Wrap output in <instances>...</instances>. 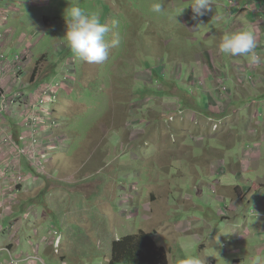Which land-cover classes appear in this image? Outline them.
<instances>
[{
	"label": "rangeland",
	"instance_id": "rangeland-1",
	"mask_svg": "<svg viewBox=\"0 0 264 264\" xmlns=\"http://www.w3.org/2000/svg\"><path fill=\"white\" fill-rule=\"evenodd\" d=\"M13 1L15 11L4 29L13 31L7 50L15 53L20 43L23 49L32 45L33 61L26 62L22 73L27 89L42 82L63 83L64 92L53 106L68 138L50 156L45 175L33 178L27 174L26 181L18 185L19 205L4 228L19 219L13 222L17 231H13V239H20L19 248L31 253L42 242L52 248V240L60 236L61 255L54 259L41 256L40 251L42 262L36 264H109L114 241L144 233L165 250L168 264H181L196 256L202 264H250L254 256L251 244L264 240V202L255 209L264 194V141L262 150L260 146L262 163L252 162L250 169L236 168L239 160L225 161L224 152L216 153L230 142L233 150L242 149L240 138L245 133L240 130L251 124V108L246 107L250 98H244L256 90L247 68L232 66L233 80L227 87L232 96L216 93L219 80L212 65L218 73H229L222 69L231 64L230 56L217 51L219 39L232 33L228 17L235 8L230 0H211L212 12L197 19L189 7L191 0H162V14L151 11V5L159 0ZM76 5L98 13L101 22L110 27L112 21H118L106 40L115 32L121 43L109 49L103 63L79 60L63 40L64 10ZM65 56L68 59L63 64ZM179 67L181 78H177ZM68 70L75 73L74 78L67 75ZM154 72L163 75V82L176 83V89L164 88L176 95L164 98L137 93L144 84L147 90L163 89ZM188 76L192 82L203 80L206 107L222 113L242 100L245 106L240 103V111H232L231 117L218 122L199 112L171 115L169 111L188 107L192 99L195 102L189 108H203L204 99L196 98L197 86L188 83ZM164 114L167 118L171 115L169 123ZM261 140L264 136L253 142ZM209 143L212 147L207 148ZM207 153V159L216 153L220 163L225 162L223 169L218 165L217 171L207 164ZM33 198L36 202L32 205L28 201ZM44 207L48 214L57 215L44 214ZM8 240L0 233V245ZM260 250L259 257L264 260V249ZM10 258L6 254L0 264H10Z\"/></svg>",
	"mask_w": 264,
	"mask_h": 264
},
{
	"label": "built area",
	"instance_id": "built-area-1",
	"mask_svg": "<svg viewBox=\"0 0 264 264\" xmlns=\"http://www.w3.org/2000/svg\"><path fill=\"white\" fill-rule=\"evenodd\" d=\"M15 5L13 0H0V122H2L0 126V200H4L1 202L3 213L0 215V221L15 216L14 209L19 205L16 200L19 193L18 185L26 181V175L30 174L33 178L45 175V166L54 150H58L59 145L66 144L68 141V138L59 131L61 124L53 106L59 98V93L64 92L63 83L42 82L34 85L30 90L27 89L22 73L26 62L33 61L32 45L27 42L31 48L22 49L16 53L10 54L7 50V42L13 31L4 29L9 23L10 13L15 11ZM255 52L261 58L259 52L257 50ZM263 64L264 60L261 58V62L251 64V68ZM69 70L67 75L74 78L75 73H69ZM67 75L64 77L65 90L68 89ZM194 83H197L199 87L202 83L200 88L204 89L201 78L192 82ZM223 91L229 95L228 88L220 79L218 92ZM261 111L264 113V106ZM259 113L260 111L257 110L256 116ZM17 114L19 117L14 118ZM9 120L12 124H9ZM16 129L19 130L17 135H15ZM6 203L8 207H5ZM33 213L36 214L37 210ZM29 216L30 213L26 214L25 221ZM13 222H16V219L6 228L0 225V233L7 235L11 242L10 247H0V254L5 253L10 256V264L26 262L36 264L38 260L42 262L39 253L47 244L42 242L32 249L31 253H26L17 245L20 239L18 242L13 239V231L17 232ZM61 244L60 236L52 240L51 246L56 254L59 253ZM4 263L6 261L2 264Z\"/></svg>",
	"mask_w": 264,
	"mask_h": 264
},
{
	"label": "clouds",
	"instance_id": "clouds-1",
	"mask_svg": "<svg viewBox=\"0 0 264 264\" xmlns=\"http://www.w3.org/2000/svg\"><path fill=\"white\" fill-rule=\"evenodd\" d=\"M229 3L231 4V7L235 4L231 0ZM189 7L191 8L194 14L193 19L203 17L206 14L212 12L211 0H191ZM245 9L251 10V5H247ZM151 11L155 14H162L165 11L162 0H159V2L153 3L151 5ZM63 17H64V21L66 25V31L63 36V40L65 41L66 45L70 48L74 56L83 62L96 63V64L103 63L105 60L108 59L109 49L117 48L119 47L121 43V38L119 34L115 32L112 33V38L110 40H106V35L110 33L112 28H115L117 26L118 21H115V20L112 21L111 27H110L108 23L101 22L100 16L98 13H95V12L88 13L85 10H83L81 7H79L78 5L68 6L64 10ZM255 50H257L255 35L251 31H247V30H240V31L232 32V33H226L220 38L219 43L217 44V51L218 53L222 55L246 56L251 64H259L261 62L262 57L260 58V56L256 54ZM179 69H180V72L178 73L177 78H181L182 76L181 67H179ZM211 69L213 70V73L218 78V80L221 79L224 85L226 87H229L228 82H227L229 80V73H225L223 71H221V73H218L219 70H217L214 65L212 66ZM193 71H194L193 68L190 69L189 75ZM253 82H254V79H253ZM188 83L192 84V82L189 81V76H188ZM195 85L197 86V88L194 89L196 90V96H200V97L207 96V94L205 93L206 91L205 89L200 88L197 83ZM189 88L193 89L192 87H189ZM228 90H229V95L232 96L233 94L232 90L231 89H228ZM217 92H218V89L216 90V93ZM218 100L222 102V99L220 97H218ZM179 105L182 106L181 103ZM189 105L186 108L180 107L171 112L172 113L176 112L180 114H186V113L188 114L190 112L201 113L198 110H190L191 107L189 108ZM263 106L264 104L262 103H258V102L252 103L253 113L256 114L257 110L260 111L259 115L256 116V120L261 119V117H264V113H262L261 111ZM246 107L248 108L250 107L249 102L246 103ZM240 108H241V104L233 105L232 109L227 108L228 110H230V112L225 117H229L232 111L234 113L240 111ZM207 109L210 110L211 113L214 114L215 112V114H218V115H222L226 113V110H227L226 109L224 112L219 113V112H216L215 109H213V107H207ZM204 116L207 119L215 120L216 122L225 118V117H221L219 119H214L213 117L208 116V115H204ZM169 117L166 121L169 120ZM212 125L214 126L216 124L212 123ZM60 130H61V127H60ZM244 133H245L246 140L248 141L247 139L248 136L252 134L255 135L256 130H250ZM247 141L244 142L245 144L243 143L244 145L242 144L243 146L242 149L238 146L236 147L235 149L236 151H235L233 150V147L235 146H231L232 149H230L231 148L230 147L229 152L233 150L232 154L234 156L238 154V160H239L238 167L240 165L241 167L245 169H250L251 168L250 162L253 161L255 157H257V156H254V154L260 155L261 150H260V145L258 144V142L252 145L251 142H247ZM243 161H246L247 164H243ZM220 164L224 165L225 163L223 162ZM260 242H262L264 245V240ZM261 248L264 249L263 246H261ZM56 255H59V253H57ZM181 264H202V261L198 256H196V257H189V258L182 260ZM252 264H261L260 258L259 257L254 258V260L252 261Z\"/></svg>",
	"mask_w": 264,
	"mask_h": 264
},
{
	"label": "crops",
	"instance_id": "crops-1",
	"mask_svg": "<svg viewBox=\"0 0 264 264\" xmlns=\"http://www.w3.org/2000/svg\"><path fill=\"white\" fill-rule=\"evenodd\" d=\"M260 1L263 4H258L257 3V0H240V2L235 1L234 2L235 4L232 6L233 9L235 8V10L233 11V15L231 17L230 16L228 17V20H229V31H231V32L240 31L242 28H244V25H248L247 28H244L242 30L251 31L255 35L256 44H257V51H259V54L261 55V57L264 60V0H260ZM47 2L49 3L50 0H48ZM247 3H249L251 5V10H246L245 9V7L248 5ZM235 6H237V8ZM230 20L232 22L231 24H230ZM230 25H233V26H230ZM9 43H10V41L7 43V45H9ZM22 49H23L22 48V44L20 43V47H19V49L17 51L22 50ZM8 52H10V54L13 53L10 50H8ZM207 54H208V52H207ZM210 57H211V55H210ZM243 61H245V62L243 63ZM210 63H211V61H210ZM217 63H218V65H222L221 62H217ZM230 63L231 64L229 65V68L226 67V66H224V69H222V70H228V72H229V80L227 81L229 86L232 84V80H233L232 79L231 72H230L232 66H234L235 69L237 67L242 68L244 66V67L247 68V71L246 72L249 73L250 75H252V77H254V83H255V87L254 88H256V90L254 91L253 94H249V95H247L244 98V100L246 98H250V101H249L250 107L249 108H251L250 109L251 112L249 111V113L251 114V119H250L251 120V124L248 126V123H246L247 126L243 127L240 130L242 132H246V131H250V130H256V133H255V135H253V137H250V138L248 137L247 138L248 141L246 140V137L240 138L241 145L244 142H246V141L247 142H251V144L254 145L253 139H255V140L256 139H261L264 136V125L262 127V124L264 123V117H261V119L256 120V114L253 113V107H252V103L253 102H258V103L264 104V64L261 65V66H254L253 68H251V63L249 62L248 58L247 57H243V56H241V58L239 56H230ZM199 66H200V64L198 63V67ZM196 98H197V96H196ZM202 98L204 99L203 102H205V107H206V104H207V96H202ZM244 100H242V101H240L238 103H233L232 105L243 103ZM169 101H171V99H169ZM232 102H233V100H232ZM243 105L245 106L244 103H243ZM0 126H1V124H0ZM59 131L62 133L61 130H59ZM263 141L264 140H261L259 142V145L261 146V150L263 148V146H262L263 145ZM209 146L212 147L210 145V143L208 144L207 148ZM231 146H232V143L230 142V143H228V146H225V147L220 148L218 151H216V153L217 152H220V153L221 152H224L223 153L224 158H222V159H224L225 161H227L230 158L232 160V163H233V162H235V161L238 160V154H236V156H234L232 154V151L229 152V148ZM230 149H232V147ZM206 151H210V150H207L206 149ZM216 153H215V155L213 156L212 159H207V157H208V153H207V155L205 157V160L207 161V164L209 163L210 166L216 168L217 171H218V165H220V168L223 169V167H224L225 164L223 166H221L220 160L218 159L219 157L216 156ZM254 156H257V157H255V159H253V161H251V162H253V163L254 162L262 163V161H261V153H260V155L254 154ZM251 162H250V165H251ZM243 164H247V162L246 161H243ZM236 168H238V166H236ZM214 175L217 176V174H214ZM214 175H211V176H214ZM238 176L240 178V175H238ZM45 183L47 184V182H45ZM194 183H196V182H194ZM38 186H40V185H38ZM38 186H37V190L39 188ZM231 188L232 187H230L229 189H231ZM234 189L235 188H232L231 190H234ZM44 190H46V189H44ZM45 192L46 191H44V193ZM47 192H48V190H47ZM23 196H25V195H23ZM260 199H262V201ZM263 202H264V194H261L259 196L257 202H256V206H255L256 209ZM23 203L24 202H22V205L24 206ZM22 205L20 206V208L18 210H22ZM43 211H44V214H47L49 217L56 216L57 215V213H52V212H51V215L48 214L47 211L45 210V207H44V210ZM238 211L239 210H236V212H238ZM9 219H11V218H7L4 221H0V225H5L6 221H8ZM18 220L19 219H16V221H18ZM261 231H263V229ZM248 234L250 235V232L247 231V235ZM10 244H11V242H10V240H8L5 245H0V247H10ZM251 246H252V250H253L254 256L252 257V260H250V264H252V261L254 260V258L259 257L261 255L260 254L261 253V250L260 249H262L261 246L264 247V245H263L262 242H258L256 244L255 243L254 244H251ZM43 254H47V256H50V258H54V259H57L58 256L61 255V254L56 255L54 253L53 249L52 248H49L48 246H45V247L42 248V250H41V256H43ZM4 256H6V254L5 253L4 254L2 253V256H0V258H2ZM63 261H66V258L65 257H64V260ZM260 261L261 262H264V260H262V258H260Z\"/></svg>",
	"mask_w": 264,
	"mask_h": 264
},
{
	"label": "trees",
	"instance_id": "trees-1",
	"mask_svg": "<svg viewBox=\"0 0 264 264\" xmlns=\"http://www.w3.org/2000/svg\"><path fill=\"white\" fill-rule=\"evenodd\" d=\"M66 59H68L67 56L63 58L62 60L63 64L65 63ZM154 75L156 79L159 80V78L160 79L162 78L161 80H163V76L161 74L158 75L157 73L154 72ZM152 84L154 85V83ZM144 85H142V88L138 89V92H137L138 94H141L142 96L152 97V96L162 95V97L164 98L166 97L171 98L174 95H176V92L165 91V89L169 87H174L176 89V83L162 81L163 89L159 88L157 90L155 89V91L147 90ZM153 85L149 87H152L153 89L154 88ZM177 87L182 89L179 85H177ZM184 93L189 94V90L185 89ZM193 102H195V100L192 99L190 105H192ZM202 103H203V108H196V109L190 108V110H198L204 115L211 116L214 119L225 117L230 112V110L227 109L226 113L222 115H218L215 113L213 114L210 112V110H208L205 107V102H202ZM169 112L172 114L171 111ZM164 119L165 121L168 119L165 114H164ZM16 132L18 133L19 130L16 129ZM212 144L216 145V143H213V142ZM218 147H221V146L218 145ZM25 167H27L26 164H25ZM42 194H46V192L44 193L43 191ZM28 202H31L32 205L35 204L36 198L30 199ZM23 204L26 205L27 202H24ZM112 253H113V258L109 264H168L167 254L165 250L155 245V243L152 241L151 235L144 234V233H142L140 236H137L135 234H130L129 236H126L123 239L114 241Z\"/></svg>",
	"mask_w": 264,
	"mask_h": 264
}]
</instances>
